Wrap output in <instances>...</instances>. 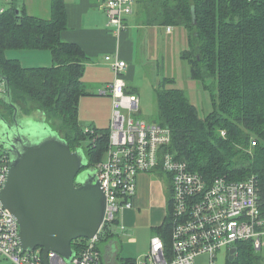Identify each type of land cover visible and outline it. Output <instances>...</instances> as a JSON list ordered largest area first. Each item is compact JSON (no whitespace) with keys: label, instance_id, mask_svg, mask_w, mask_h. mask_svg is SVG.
Masks as SVG:
<instances>
[{"label":"trees","instance_id":"obj_1","mask_svg":"<svg viewBox=\"0 0 264 264\" xmlns=\"http://www.w3.org/2000/svg\"><path fill=\"white\" fill-rule=\"evenodd\" d=\"M142 1L147 25L186 31L189 48L182 57L190 64V77L210 88L207 79L216 70L219 85L210 113L202 116L182 88L168 87L170 78L159 82L156 122L171 129L170 150L211 180L256 176L264 215V0ZM50 5V18L32 15L14 2L0 12V78L9 81L13 104L20 108V100L36 102L72 149L89 139L87 156L96 166L107 149L109 129L86 127L94 133L86 132L78 118L80 98L88 95L82 77L91 59L79 44L61 38L68 27L65 1L51 0ZM14 49L50 50L53 64L25 67L6 56ZM254 137L257 144L251 146ZM134 261L127 258L123 264ZM233 262L264 264V258L245 241L238 243Z\"/></svg>","mask_w":264,"mask_h":264},{"label":"built area","instance_id":"obj_2","mask_svg":"<svg viewBox=\"0 0 264 264\" xmlns=\"http://www.w3.org/2000/svg\"><path fill=\"white\" fill-rule=\"evenodd\" d=\"M4 1L11 4L15 0ZM136 2L104 0L109 26L116 34L125 30L126 18L133 13ZM168 29L172 30V26ZM105 61L111 65L114 79L107 89L113 99L108 146L96 165L106 196L103 223L92 238L72 242L75 256L70 262L53 250L48 252L46 262L45 249L41 246L24 250L19 239L20 224L1 203L11 156L0 144V257L9 259L12 264H104L99 243L106 240L112 225L119 223L123 209L133 206L140 173L157 169L167 172L170 178L169 210L163 230L152 236L149 250L140 264H195L196 257L204 253L209 255V264H216L219 250L229 248L230 251L235 247L238 254V243L245 241L251 242L257 252L261 251L264 215L258 178L233 180L219 175L211 180L177 158L169 148L171 129L138 116L139 98L127 92L124 76L127 62L118 53L106 55ZM0 85V92L6 93L5 83ZM85 131L94 133L89 128ZM256 144L257 140L251 142V146Z\"/></svg>","mask_w":264,"mask_h":264},{"label":"water","instance_id":"obj_3","mask_svg":"<svg viewBox=\"0 0 264 264\" xmlns=\"http://www.w3.org/2000/svg\"><path fill=\"white\" fill-rule=\"evenodd\" d=\"M7 93L0 100L14 108V121L2 115L0 144L11 156L1 203L20 224V244L26 251L44 247L57 251L68 262L75 256L72 242L92 238L103 223L106 196L95 172L82 171L89 158L81 147L72 149L69 142L47 122L46 114L20 115V108ZM234 261L236 248L229 251Z\"/></svg>","mask_w":264,"mask_h":264},{"label":"crops","instance_id":"obj_4","mask_svg":"<svg viewBox=\"0 0 264 264\" xmlns=\"http://www.w3.org/2000/svg\"><path fill=\"white\" fill-rule=\"evenodd\" d=\"M37 1L38 2L31 6L27 5V3H21L22 0H15L14 3H17L19 6L24 5L27 11L33 15L30 8H36V4H38L39 7L44 6L47 8L48 4L51 2V0ZM64 1L66 4L68 27L62 31L61 38L66 42L79 44L91 59L89 63H87L82 77V82L88 92V95L85 96L92 97V99L100 96H110L107 89L114 79V73L111 65L105 61V56L118 53L119 56L127 62L124 74L127 92L138 96V112L140 113V92L142 87L139 84L138 64L141 62L144 63V50H140V47L142 46L144 48V37L147 41L153 40L149 39L151 31L154 33L153 30L165 29L167 32H173L174 27H172V30H169L168 26L163 28L164 26L147 25L144 21V3L142 0H137L133 13L126 18L125 30L120 34H116L113 28L109 26V18L105 11L104 0ZM7 5H10V3ZM7 5L1 7L0 10L6 8ZM141 5H143V7L140 10ZM16 51L21 52L18 53ZM6 56L8 58L18 59L25 67H49L53 64L52 53L50 50L46 49H14L7 51ZM174 84L173 79L170 78L168 87H177ZM105 91L106 93H103ZM111 101L107 111H97L87 119L91 124L88 125L89 127L98 129L110 128L109 124L111 123L112 114ZM165 196L162 197L158 190L147 180L146 174L141 173L138 177V189L133 199V206L123 209V221L119 219V223L117 224L122 229L121 231L128 234L132 232L133 229L143 228L151 229L154 234L156 231H159V228L166 220V215L169 210L170 198H168V192ZM113 234V230H111L110 234H108L105 239L107 240ZM109 255L110 254L105 255V259L108 262L107 264H114ZM127 258H132L137 262L135 257H122L118 264H123V260Z\"/></svg>","mask_w":264,"mask_h":264},{"label":"rangeland","instance_id":"obj_5","mask_svg":"<svg viewBox=\"0 0 264 264\" xmlns=\"http://www.w3.org/2000/svg\"><path fill=\"white\" fill-rule=\"evenodd\" d=\"M36 2L38 1L22 0L21 3H27V5L31 6ZM7 4L8 3L4 0H0V8ZM8 7L9 5L6 6V8ZM142 7L143 5H141V8L139 6L140 10ZM30 11L33 15L38 17H51L50 3L47 8L44 6L39 7L38 4H36V8H30ZM163 28H165V26ZM153 32L154 33H152V31L150 32L149 38L153 40L147 41L144 37V48L142 46L140 47V50H144V63L141 62L138 64L139 84L142 87L140 92L141 114L138 113V116L148 122L157 120L158 104L155 90L159 87V82L164 80V78H172L175 83L174 85L182 88L186 92L188 98L197 106L202 116L209 114L212 109V94L217 96L219 91L216 70L212 71L211 77L207 79L210 88H205L199 80L190 77V64L182 57V51L189 48L186 31L182 27H174L173 32H167L165 29H156L153 30ZM16 52L20 53L21 51ZM81 87L86 89L84 84ZM111 99L110 96H100L94 99H92V97L82 96L79 101L78 114L79 123L82 124L80 125L82 127L91 125L87 119L97 111H107ZM111 102L113 111V99ZM20 103L22 105L20 106V109L23 111V114L40 116V111L37 109L38 105L33 100H29L28 102L20 100ZM3 105L4 103L0 102V106L2 107ZM2 109L3 108H1V110ZM25 111L30 112L25 113ZM122 112L127 114L126 110H123ZM2 127L3 125L0 116V130ZM218 130L222 135L226 132L225 130ZM256 138L257 137H254L252 141H255ZM89 144L90 140L87 139L79 146L86 157L88 155ZM250 152L253 151L250 150ZM96 170V166H91L89 163L82 171L95 172ZM142 173L146 174L147 180L158 190L162 197L165 196L167 192L168 198L171 197V182L167 172L157 169L151 172ZM119 219L120 221H123L122 212L119 214ZM111 230H113L114 234L107 240L99 243V248L101 249L105 264L108 263L105 259V255L108 254H110L109 257L113 260L114 264H118L122 257H135L139 264L142 263L149 250L150 238L154 235V232L149 228H143L133 229L129 234L123 233L121 231L122 229L117 224H113ZM156 233H160V230L156 231ZM257 253L264 258V247ZM208 261L209 255L204 253L196 257L195 264H209ZM0 264H12V262L5 257H0ZM216 264H235L233 261L229 260V248L221 249L216 253Z\"/></svg>","mask_w":264,"mask_h":264},{"label":"flooded vegetation","instance_id":"obj_6","mask_svg":"<svg viewBox=\"0 0 264 264\" xmlns=\"http://www.w3.org/2000/svg\"><path fill=\"white\" fill-rule=\"evenodd\" d=\"M0 88H1V85H0ZM4 103V105L1 107L0 106V114H2V116L10 123L13 122L14 120V108L11 107L10 105H8L7 103H5L4 101H1ZM1 108H3L1 110ZM25 113H27L25 111ZM20 115H23V111L20 109ZM237 255V254H236Z\"/></svg>","mask_w":264,"mask_h":264}]
</instances>
